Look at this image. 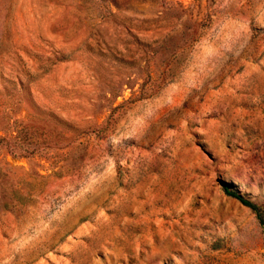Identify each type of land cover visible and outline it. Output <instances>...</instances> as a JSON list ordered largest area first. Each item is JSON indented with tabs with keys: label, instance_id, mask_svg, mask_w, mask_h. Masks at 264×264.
<instances>
[{
	"label": "rangeland",
	"instance_id": "obj_1",
	"mask_svg": "<svg viewBox=\"0 0 264 264\" xmlns=\"http://www.w3.org/2000/svg\"><path fill=\"white\" fill-rule=\"evenodd\" d=\"M264 0H0V264H264Z\"/></svg>",
	"mask_w": 264,
	"mask_h": 264
},
{
	"label": "trees",
	"instance_id": "obj_2",
	"mask_svg": "<svg viewBox=\"0 0 264 264\" xmlns=\"http://www.w3.org/2000/svg\"><path fill=\"white\" fill-rule=\"evenodd\" d=\"M225 192L228 196L237 199L241 204L248 207L255 214L260 227L264 231V207L245 199L238 192L231 190L229 186H225Z\"/></svg>",
	"mask_w": 264,
	"mask_h": 264
}]
</instances>
